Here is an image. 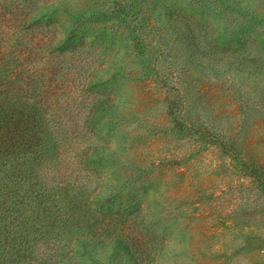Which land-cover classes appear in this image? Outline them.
I'll use <instances>...</instances> for the list:
<instances>
[{
    "label": "rangeland",
    "instance_id": "374dc122",
    "mask_svg": "<svg viewBox=\"0 0 264 264\" xmlns=\"http://www.w3.org/2000/svg\"><path fill=\"white\" fill-rule=\"evenodd\" d=\"M11 94L77 200L29 264H264V0H0Z\"/></svg>",
    "mask_w": 264,
    "mask_h": 264
},
{
    "label": "trees",
    "instance_id": "16d2710c",
    "mask_svg": "<svg viewBox=\"0 0 264 264\" xmlns=\"http://www.w3.org/2000/svg\"><path fill=\"white\" fill-rule=\"evenodd\" d=\"M216 120L207 108L204 124ZM47 125L39 101L0 96V264L35 261L39 242L72 227L76 196L42 181L41 169L58 155L56 134Z\"/></svg>",
    "mask_w": 264,
    "mask_h": 264
}]
</instances>
